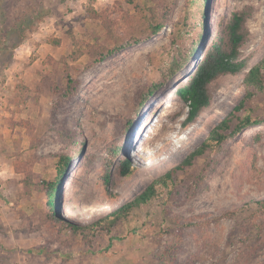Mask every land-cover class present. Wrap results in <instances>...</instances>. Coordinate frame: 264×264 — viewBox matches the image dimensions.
Here are the masks:
<instances>
[{
  "label": "rangeland",
  "instance_id": "rangeland-1",
  "mask_svg": "<svg viewBox=\"0 0 264 264\" xmlns=\"http://www.w3.org/2000/svg\"><path fill=\"white\" fill-rule=\"evenodd\" d=\"M236 12L245 65L210 83V105L185 126L176 91L226 43ZM112 47L122 48L98 60ZM263 57L264 0H0V264H264V124L208 149L113 219L233 110ZM237 114L264 119V90ZM146 138L154 166L138 150ZM63 155L52 208L23 181L54 180ZM60 218L97 226L74 233Z\"/></svg>",
  "mask_w": 264,
  "mask_h": 264
},
{
  "label": "trees",
  "instance_id": "trees-1",
  "mask_svg": "<svg viewBox=\"0 0 264 264\" xmlns=\"http://www.w3.org/2000/svg\"><path fill=\"white\" fill-rule=\"evenodd\" d=\"M244 21V14L236 12L226 27V43L215 44L209 48L206 51L203 60L197 65L196 70L193 75H191L188 83L178 87L176 94L188 107V115L184 122L185 126L193 123L202 110L210 105L212 100L209 91L210 83L222 74H236L244 67V61L239 60L240 46L245 38L243 31ZM162 29V22L152 25L154 35L159 34ZM24 36L25 35H22V37ZM73 41L74 45L77 46L75 51L79 50V52H81L83 43H80L75 39ZM120 48L122 47H112L107 49L106 53H102L100 57L101 59L98 60H102L108 54L115 53ZM193 52H195V49ZM75 54L77 57L78 52ZM245 84L246 93L244 97L227 116L210 130L208 136L194 150H192L181 163L169 169L163 176L156 178L145 191L134 199V201L114 211V220L128 215L132 208L151 199L157 194V183H159V181H163L164 184H167L168 180H173L174 174L177 170L184 169L187 165H192L197 156L203 155L208 149L237 136L251 126L264 124L263 118H253L251 114H246L244 116L237 114L246 107L247 101L251 99L256 92L264 90V57L249 70L245 78ZM234 119H237V122L233 125ZM69 160V156H61L57 165L58 174L54 180L40 179L38 182H34V179L26 177L23 183L27 187H34L36 190L45 191L48 196V204L52 208H55L60 182L63 179ZM130 166H132L131 161L125 160L123 163V170L125 173L128 172ZM54 213L58 215L56 211H54ZM103 221H105V219L100 222L104 223ZM61 222L63 225H67V227H69L74 233L81 234H86L88 231H91L93 227L97 226V224H94L96 226L79 227L77 224H69V222L64 219L61 220ZM29 252L41 254L44 253V249H30ZM69 256L70 255L66 256V258H69ZM160 258L162 259V257Z\"/></svg>",
  "mask_w": 264,
  "mask_h": 264
},
{
  "label": "bare ground",
  "instance_id": "bare-ground-1",
  "mask_svg": "<svg viewBox=\"0 0 264 264\" xmlns=\"http://www.w3.org/2000/svg\"><path fill=\"white\" fill-rule=\"evenodd\" d=\"M137 132H138V134L142 135L143 134L142 128L140 130H138ZM104 135L112 138V136H111L112 134L111 135L110 134L109 135L108 134H104ZM108 142H112L111 139ZM138 150H140V151L144 152L145 154L151 156V158H150L151 161L150 162H151V164H153V166L156 164L153 160H154V156H156V154L158 153V150L156 149L155 144L153 142H151V140L149 138L145 139L144 146L143 147H139Z\"/></svg>",
  "mask_w": 264,
  "mask_h": 264
},
{
  "label": "clouds",
  "instance_id": "clouds-1",
  "mask_svg": "<svg viewBox=\"0 0 264 264\" xmlns=\"http://www.w3.org/2000/svg\"><path fill=\"white\" fill-rule=\"evenodd\" d=\"M128 156H129V157H132L133 155H132L131 153H128Z\"/></svg>",
  "mask_w": 264,
  "mask_h": 264
}]
</instances>
